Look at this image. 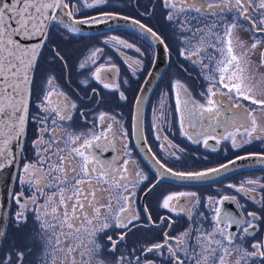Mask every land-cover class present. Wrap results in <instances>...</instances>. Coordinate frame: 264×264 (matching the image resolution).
I'll list each match as a JSON object with an SVG mask.
<instances>
[{
	"label": "flooded vegetation",
	"instance_id": "1",
	"mask_svg": "<svg viewBox=\"0 0 264 264\" xmlns=\"http://www.w3.org/2000/svg\"><path fill=\"white\" fill-rule=\"evenodd\" d=\"M175 2L179 4L180 0ZM203 2L204 0H197V3ZM67 3L70 7L81 9L73 14L77 20H90L104 17L105 14H114L115 17L138 21L140 25L151 29L152 33H155L153 35L155 41L141 31L121 26H110L97 32H73L71 27L64 28L63 24H55L51 28L33 78L26 140L13 193L8 230L0 253V262L2 264H42L41 258L44 255L45 246L39 239V221L35 219L37 206L26 205V201L31 199L33 189L22 181L28 179L23 171L24 165L36 164V168H30L29 172H38L43 182L44 173L40 170L36 156V153L41 150V145L37 143L35 147L33 146V142L41 134L37 131L38 124L33 117L41 114L38 106L49 87L47 81L50 80L52 95L49 101L44 102L45 106L55 107L59 100L70 101L76 105L74 109H71L72 119L61 122L56 128L57 133L63 135L62 129L65 128L73 134L90 135L107 132V140L101 137L100 142L111 141L115 145V150H112L110 144L109 150L103 155L108 158L119 157V163L127 160L130 166L135 167L136 172H140L142 177H147L142 179L130 176L129 179H135L137 183L129 184V192L126 193L130 195L129 207L134 209L140 217L134 223L142 226L130 231L109 228L100 233L97 236L100 245L99 253L90 259L89 264H98V262L109 264L111 256H117L123 263L176 264L169 252V247L175 251V255L180 260L187 264L184 253L185 250H191L194 241L183 234L187 231L194 237L201 235L197 229L211 231L216 223L214 203L225 196L234 197L235 202L225 201L223 205H219L221 212L227 210L237 219L245 221L240 226L230 224L227 227L226 234H233L235 240L234 245L229 247L231 255L226 258V261L237 259L239 255L241 260L249 264H264V257L241 258L245 249L252 252L253 244L264 241V166L234 172L204 184L159 180L157 171L145 161L134 140L133 118L136 102L158 59V44H162L166 63L161 65L160 78L152 90L143 118V132L150 155L174 173L206 172L246 155L264 156V141L253 138L251 143H245L244 136L238 134L236 141L242 146L234 148L229 139L220 138L222 128L216 129L213 133L216 139H208L207 147L204 146L203 140L196 144L183 134L176 108V82L179 81L184 85L197 103L205 102L209 82L201 74L198 64L194 63L198 57L192 55L191 49L187 47L191 33L181 30V25L186 28L193 26L203 28L204 25H197L196 20L189 22L188 14L185 13L179 14L176 19L169 20L168 16L176 15V13L173 9L165 7V0H108L106 4L92 8L84 7L83 0H67ZM88 3H94V0H88ZM232 3L234 4L235 0H232ZM243 7H247L251 12L255 7V0L252 4H242L239 9L233 8L231 12L221 13L219 9L216 12L217 15L227 17L229 21H232L233 16L238 17L235 21L237 27L233 30V47L237 54L247 51L248 56L245 59L251 60L250 73L254 76L261 75L260 80L255 78L251 81L252 84L257 85L254 94L257 98L264 99V67L260 66L264 41L255 49V55L254 50L251 49L254 38H264V32L251 30V23L244 21L240 16ZM208 19L211 21L215 17L210 16ZM215 30L223 34L219 25ZM191 43L195 46L197 41L192 39ZM125 44L130 47H126ZM212 51L208 49V52ZM254 57L258 63L259 73L254 71ZM199 58L204 64L209 63L205 52H201ZM81 64L84 66L81 67ZM98 68L102 69V78L105 74L104 70L113 69L107 73L108 79L104 81L109 83V87L105 88L104 83L95 78L94 73ZM203 71L208 73L210 69L204 68ZM221 87L217 85V88ZM121 93L125 98L121 97ZM201 93H205V96L202 97ZM249 103L244 102L245 105ZM102 114L103 120L100 119ZM257 115L258 122L264 124V115L260 113ZM109 125L115 132L114 137L112 132L107 131ZM188 131L192 130L188 129ZM44 136L47 138L46 133ZM83 139L84 136H81V140ZM59 146L65 147L64 140H60ZM125 152L129 154L124 155ZM247 181L257 183L249 184ZM242 184L246 190L252 189V191H238ZM178 193L195 194L179 198L181 203L188 201L187 208L191 210V216L181 212L179 208L175 212L172 211L171 208L176 204L175 200L170 201L168 209L162 206L167 196H175ZM37 196H39L38 193ZM16 197L20 198V204H17ZM197 201H199L198 205L193 208L192 205ZM40 203L43 204L42 199ZM145 206L147 214L151 216V222L154 223H150L147 219ZM40 211L43 209L41 208ZM18 212L24 213L26 222L17 221ZM249 213L258 217L257 220L252 221L256 226L253 236L246 235L242 230L248 228L247 221L252 220ZM129 227L132 228L131 225ZM249 230L252 231V229ZM165 234L169 238L167 243H165ZM108 236L112 237L111 241ZM121 236L123 240H120ZM113 241L117 242L114 250L112 249ZM156 244L164 245V247L153 248L151 252L147 251ZM48 251L52 252V249L48 248ZM18 254H22V257H18ZM54 255L57 257L56 264H61L63 255L59 251H56ZM76 258L77 264H81L79 253H76Z\"/></svg>",
	"mask_w": 264,
	"mask_h": 264
},
{
	"label": "snow or ice",
	"instance_id": "2",
	"mask_svg": "<svg viewBox=\"0 0 264 264\" xmlns=\"http://www.w3.org/2000/svg\"><path fill=\"white\" fill-rule=\"evenodd\" d=\"M107 2L108 0H94V3H88V0H83V5L92 8ZM252 3L253 0H235L234 4L232 0H204L203 3H197V0H180L177 4L175 0L172 2L165 0V7L173 9L176 13V15H169V20L176 19L179 14L185 13L188 14L189 22L196 20L197 25H204L203 28L198 26L186 28L181 25V30L191 33L187 47L191 49L192 55L198 57L194 63L198 64L201 74L209 82L205 102H195L184 85L179 81L175 84L179 124L183 134L193 143L199 144L203 140L204 146L207 147L208 139L217 138L213 133L218 128L223 129L220 138L229 139L234 148L242 146L236 141L238 134L244 136L245 143H251L253 138L264 141V124L258 122L259 116L257 115V113L264 115V99L257 98L254 94L257 85L251 83L255 76L249 71L250 58L245 59L248 56L247 51L237 54L233 47L232 36L233 30L237 27L235 21L238 17L233 16L232 21H229L227 17L217 15L216 12L217 9L221 13L231 12L233 8L239 9L242 4ZM80 10L77 7H70L67 0H0V169L5 166L4 161L10 163L15 159V156L6 150L5 146L16 141L18 146L22 147L20 141L25 135L26 97L30 95L32 82L30 72L34 68L38 55L37 48L29 46L25 41L41 39L43 43L42 38H46L50 30L49 26L54 21L63 24L64 28L71 27L73 32H79L78 27L70 26L61 17L62 15L73 17L74 12ZM254 13H256L255 16ZM210 16L215 19L209 21ZM240 16L244 21L251 23L253 32H264V0H255V7L251 12L247 7H243ZM105 19H115V15L105 14L101 18L76 20L75 24L103 23ZM136 23L139 24L138 21ZM217 25L223 30V34L215 30ZM147 31L155 35L151 29ZM192 39L197 41L195 46L191 43ZM262 41L264 38H254L251 49H256ZM125 46L130 47L127 44ZM209 48L213 51L208 52ZM201 52L206 53L208 64H204L199 58ZM83 66L81 64V67ZM260 66L264 67V52L261 53ZM204 68H209L210 71L204 73ZM104 71L103 78L100 68L96 70L94 76L107 88L110 85L104 81L108 79L107 73L113 69ZM47 83L49 87L38 106L41 114L33 117L38 124L37 131L41 134L33 142V146L35 147L37 143L41 145V150L36 153V156L40 170L44 173L43 182L38 172H29L30 168H36V164L24 165L23 171L28 179L22 183H27L33 189L31 199L26 201V205L28 207L37 206L35 219L39 221V239L45 246V252L41 258L42 264H56L57 257L54 255L56 251L63 255L61 264H77L76 253H79L81 264H89L90 259L99 253L100 245L97 236L100 233L109 228L130 231V225L137 226L134 221H138L140 217L134 209L129 207L130 195H126L129 192V184H135L137 181L130 180L129 177H141L142 179H147V177H142L140 172H136L135 167L130 166L129 161L124 160L123 163H119V157L108 158L103 155L109 150L110 144L112 150H115V145L111 141L100 142L101 137L107 140V132L90 135L73 134L65 128L62 129L63 135H59L56 128L61 122L72 119L71 109H74L76 105L70 101L59 100L55 107L45 106L44 102L49 101L52 95L51 81ZM217 85L222 87L217 88ZM200 95L203 97L205 93ZM121 97L125 98L122 93ZM245 101L250 103L245 105ZM103 118L102 114L100 119L103 120ZM188 129L192 131L189 132ZM107 131L112 132L113 137L115 136L111 125ZM45 133L47 138L44 136ZM81 136H84L83 140ZM60 140H64L65 147L59 146ZM128 154L124 153V155ZM238 159H246V157ZM230 163L234 164L235 161ZM221 167L227 169L228 165ZM168 171L171 172V169ZM219 171V168H214L206 172L176 173L175 175L181 179L198 181L210 173ZM247 183L257 182L247 181ZM238 191H252V189L246 190L242 184ZM193 195L195 194L169 195L163 200L162 206L168 209L170 201L175 200L176 204L171 210L175 212L179 208L181 212L191 216V210L187 208L188 201L181 203L179 198ZM41 199L43 204L40 203ZM225 201L235 202V198L225 196L215 201L213 211L216 223L211 231L197 229L201 235L194 237L187 231L183 234L194 241L191 250H185L184 253L187 264H227L226 258L231 255L229 247L234 245L235 240L233 234H226L227 227L230 224L240 226L245 221L237 219L227 210L222 213L219 205H223ZM16 202L21 203L19 197H16ZM198 203L199 201L192 207L195 208ZM41 208L43 211H40ZM144 211L147 214L146 206ZM249 216L252 218L251 221H247L249 227L242 230L246 235L253 236L256 226L252 221L257 220L258 217L253 213H249ZM16 219L18 222H26L23 212H18ZM147 219L150 223H154L151 222L150 214H147ZM219 225H224V227H219ZM108 239L111 241L112 237L108 236ZM167 239L169 238L165 234V243ZM120 240H123V236ZM116 243V241L112 242L113 250ZM162 247L164 245L156 244L147 251L151 252L153 248ZM251 247L254 251L249 252L245 249L241 258L264 257V250H262L264 241L255 243ZM48 248H51L52 252H49ZM169 252L176 264H185V261L175 255L171 247H169ZM18 257H22V254H18Z\"/></svg>",
	"mask_w": 264,
	"mask_h": 264
},
{
	"label": "water",
	"instance_id": "3",
	"mask_svg": "<svg viewBox=\"0 0 264 264\" xmlns=\"http://www.w3.org/2000/svg\"><path fill=\"white\" fill-rule=\"evenodd\" d=\"M59 11V10H58ZM65 23L69 24L70 26H75L80 29V31L84 32H97L100 30H105L109 28L110 26H121V27H127L132 28L138 31H141L142 33L146 34L149 38L153 39V35L150 34L147 31V28L143 25L137 24L136 21L125 19V17H115V19L112 20H105L103 23H85V24H75L74 17H67L63 16L61 17ZM87 20V19H86ZM55 24H61L58 21L52 22V24L49 26L50 30ZM114 24V25H113ZM143 26V27H141ZM50 30L47 32L46 38H42L43 43H41V39H33L29 41H25L26 44H28L31 47H36L38 50V55L34 63V68L30 72V79H31V85H30V95L26 97L27 102V121L25 125V135L21 138L20 144L21 146H18L16 141H13L9 145H6V150L10 151L12 155L15 156V159L11 160V162L4 161L5 166L0 169V253L6 238L8 225H9V217H10V211L12 206V199H13V193L15 189V184L17 181L18 173H19V167L20 162L23 154V149L25 145L26 140V134H27V125H28V115H29V106L31 101V89H32V83L33 78L35 74V70L37 67L38 60L40 58V55L42 53L43 47L45 45V42L47 40L48 34ZM155 41V40H154ZM158 59L156 60V64L154 66V69L151 71L149 76L147 77L141 94L139 95L135 110H134V118H133V134H134V140L135 143L140 150L141 154L143 155L145 161L150 164L158 173L159 180H171L176 181L178 183H188V184H195V183H208L211 181H214L218 178H221L222 176L242 171L251 167H257V166H264V156L263 155H246L243 157H246V159H236L235 163H228L227 169H224L222 167H219V172L210 173L208 176L203 177L201 180H185L181 179L174 172H169L168 169L161 164H159L151 155L147 148V144L145 142L144 132H143V118H144V112L147 105V102L151 96L152 90L157 84L160 73L162 72L161 65L166 63L165 58V52L162 44H158Z\"/></svg>",
	"mask_w": 264,
	"mask_h": 264
},
{
	"label": "rangeland",
	"instance_id": "4",
	"mask_svg": "<svg viewBox=\"0 0 264 264\" xmlns=\"http://www.w3.org/2000/svg\"><path fill=\"white\" fill-rule=\"evenodd\" d=\"M255 53H256V50L254 49V55H255ZM253 62H254V66H255V69H254L255 73H259L258 68H257L258 67V63H257V60H256L255 57H254ZM260 76L261 75L257 76L255 74V78L258 79V80L261 79ZM261 83H262V81L260 82V84ZM138 226H142V225H137L136 227H132L131 230L137 228ZM237 261H239V264H246L245 261H243V260L240 259V256L239 255H238L237 259L227 260L226 262H227V264H237ZM118 262H119V264H134V263H131V262L123 263V261H119L118 260L117 256H111V259L109 261V264H118ZM139 264H149V263L148 262H143V263H139ZM247 264H249V262H247Z\"/></svg>",
	"mask_w": 264,
	"mask_h": 264
},
{
	"label": "bare ground",
	"instance_id": "5",
	"mask_svg": "<svg viewBox=\"0 0 264 264\" xmlns=\"http://www.w3.org/2000/svg\"><path fill=\"white\" fill-rule=\"evenodd\" d=\"M48 36H49V34H48ZM47 40H48V37H47ZM47 40H46L45 44L47 43ZM44 47H45V45H44ZM44 47H43V50H44ZM43 50H42V51H43Z\"/></svg>",
	"mask_w": 264,
	"mask_h": 264
}]
</instances>
